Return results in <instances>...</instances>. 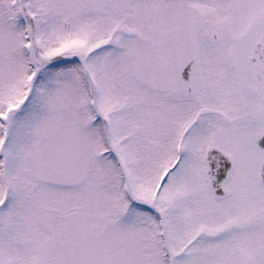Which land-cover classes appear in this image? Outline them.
I'll return each mask as SVG.
<instances>
[{
    "label": "snow or ice",
    "instance_id": "6c2138e0",
    "mask_svg": "<svg viewBox=\"0 0 264 264\" xmlns=\"http://www.w3.org/2000/svg\"><path fill=\"white\" fill-rule=\"evenodd\" d=\"M0 264H264V0H0Z\"/></svg>",
    "mask_w": 264,
    "mask_h": 264
}]
</instances>
